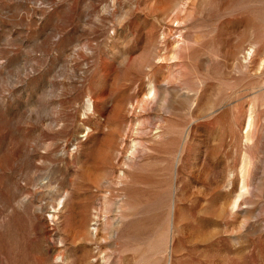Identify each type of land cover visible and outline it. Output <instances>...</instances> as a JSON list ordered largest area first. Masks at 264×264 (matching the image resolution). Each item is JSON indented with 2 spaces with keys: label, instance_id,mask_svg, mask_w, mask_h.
<instances>
[{
  "label": "rangeland",
  "instance_id": "1",
  "mask_svg": "<svg viewBox=\"0 0 264 264\" xmlns=\"http://www.w3.org/2000/svg\"><path fill=\"white\" fill-rule=\"evenodd\" d=\"M0 264H264V0H0Z\"/></svg>",
  "mask_w": 264,
  "mask_h": 264
},
{
  "label": "bare ground",
  "instance_id": "2",
  "mask_svg": "<svg viewBox=\"0 0 264 264\" xmlns=\"http://www.w3.org/2000/svg\"><path fill=\"white\" fill-rule=\"evenodd\" d=\"M251 126H252V124H251V122H250V120H249V122H248V124H247V129H250Z\"/></svg>",
  "mask_w": 264,
  "mask_h": 264
}]
</instances>
